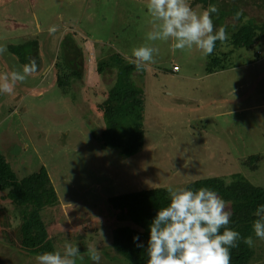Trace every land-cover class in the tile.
Listing matches in <instances>:
<instances>
[{"label": "rangeland", "instance_id": "obj_1", "mask_svg": "<svg viewBox=\"0 0 264 264\" xmlns=\"http://www.w3.org/2000/svg\"><path fill=\"white\" fill-rule=\"evenodd\" d=\"M192 1L187 0L194 11L205 10L203 4L192 5ZM28 2L31 5L21 8L12 2L8 9L0 11L23 19L25 15H34L43 29L56 26L57 31L53 35L48 30L40 31L39 70L25 82L17 83L12 94L0 95V154L19 178L43 166L50 173L59 197L57 206L44 211L46 221L56 230L51 236L62 241L75 238L80 243L86 238L84 228L105 218L98 212L106 194L153 186L157 182L167 189L185 187L209 175L221 176L229 182L240 174L254 185L264 187V119L261 121L257 110L246 111L250 106L235 98L247 94L244 98L247 97L248 103L264 100V74L257 77L264 72V25L259 26L264 23L263 0L220 1L225 6L237 4V8H230L225 19L215 15L216 28L223 25L233 30L237 9L243 13L242 22L253 23L247 30L256 26L251 41L254 50L247 51L232 42L219 47L227 52L232 45V50L243 55L241 59L237 54L235 59L229 57L232 70L220 71L222 74L218 71L208 74L209 56L203 57L196 50L173 51L171 41H147L146 34L151 30L147 0ZM23 24L13 25L12 21L0 18V45L7 47L0 55V76L22 72L24 65L8 44L18 45L33 36L36 21ZM72 29L83 38L75 40L84 52V74L80 80L73 79L67 92H63L57 85L55 65L61 51L60 40ZM145 44L160 50L156 62L147 64V74L141 77L147 91L148 135L135 156L122 155L119 148L109 144L113 142L112 132H116L115 115L99 110L116 78L114 74L97 73V55L119 52L129 59L134 47ZM214 52L217 53L216 49ZM174 65L180 67L179 74L163 73ZM154 71L160 73L158 77L153 75ZM138 82L143 83L140 79ZM198 111L203 113L195 115ZM236 113L241 115L238 117ZM214 116L219 117L215 120ZM211 117L207 135L198 134L197 141L192 140L194 130L190 122ZM250 154H257L258 158L250 161ZM252 163L258 165L257 169H253ZM164 170L167 173L159 176ZM4 196L0 193V264H36V256L21 247L15 210L8 200H3ZM226 202L231 210V202ZM253 239L254 262L264 264V241ZM88 242L101 252L100 264H129L113 247H98L95 237ZM85 253L86 250L81 252L83 259L78 258L77 264H93Z\"/></svg>", "mask_w": 264, "mask_h": 264}, {"label": "trees", "instance_id": "obj_2", "mask_svg": "<svg viewBox=\"0 0 264 264\" xmlns=\"http://www.w3.org/2000/svg\"><path fill=\"white\" fill-rule=\"evenodd\" d=\"M220 1L193 0L191 4L201 3L203 4L202 9H206L210 4H215L219 9L218 18L225 19L228 17V10L237 8V4L225 6L222 3L220 4ZM237 12H239L238 9ZM214 16L215 14H213L212 18ZM240 18L237 19V24L233 27V30L226 27L229 36L226 42L245 47L247 51L254 50L251 41L256 26L252 30H247V28L253 26V23L242 22ZM35 19L38 18H31L29 23H33ZM46 22L48 21L46 20ZM40 25L42 24L39 23L38 19L34 27ZM263 25L264 23H260L259 26L262 27ZM47 26H50V24ZM41 28H44V26H41ZM42 31H45V29ZM40 34L39 31L35 37L31 36V38L24 40L18 45L8 44L23 65L28 64L32 59L36 61L37 65L40 64L41 58L38 55ZM75 38L79 39L82 37L78 35L77 31L72 29L60 42L61 51L57 56L55 67L57 69V85L63 92H67V87L73 79L80 80L84 74V52L82 47L76 43ZM232 45H230V51L223 52V50H219L221 44L217 41L215 48L217 53L213 52L209 56L208 74L233 66L228 58L234 57L235 54L239 55L240 59L242 58L243 55L240 52L231 49ZM219 52L220 54L218 55ZM96 70L100 76L114 74L116 78L113 87L107 93L106 100L99 105V110L102 109L101 111L103 112L110 111L112 115H115L113 122L114 126H116V132H112L111 138L113 142L108 143L111 147L119 148L122 155L132 153L135 156L144 147V142L148 135V127L145 124L147 91L144 87V82L141 80V77L147 74L148 69L145 67L143 71L137 72L134 65L128 62V58L119 52H113L107 56L101 53L97 55ZM179 72L180 67L178 71H174L173 67L163 71L165 74L172 75H177ZM159 74L158 72H153L154 76ZM139 79L143 83H139ZM198 105L200 106V104ZM199 106L198 110H200ZM212 106L213 104L210 107ZM202 113V111H198L195 115L199 116ZM236 114L238 117L241 115L240 113ZM218 117L214 116V119L216 120ZM211 119L212 117L205 120L193 119L194 121L190 122L194 130L191 136L192 140L197 141L198 134L199 136L202 134V136L207 135L209 132L207 130L209 128L207 122ZM198 125L205 130L199 128ZM248 157L250 161H253L258 158V155L250 154ZM253 165L254 168L253 166L252 168L257 169L258 165ZM168 170H170V167L167 172H169ZM160 172L159 176H163L166 170ZM234 176L233 181L228 182L221 176L209 175L191 181L185 187L192 189L208 187L216 191L225 201H230L232 204V216L228 227L239 231L242 236H249L253 233V221L257 219L254 215L255 209L259 205L264 204V187L254 185L240 174ZM0 193L5 194L3 200H8L15 210L21 235V247L24 251L35 256L45 251H63L64 244L67 242L78 246L82 252L87 249L89 239L95 237V243L98 247H113L129 264H146L147 255L145 249L135 246L133 236L138 235L139 242L146 247L149 238V224L159 208L166 206L169 202L167 189L158 184V182L153 186L131 189L114 193V195L106 194L104 196L106 200L98 212L103 214L105 218L84 228L87 232L86 238L79 243L75 238H71L69 241H62L51 236L52 232H56V230L53 228L52 223L46 221L44 211L47 208L57 206L59 197L46 167L43 166L38 171L24 178H19L12 165L3 154H0ZM58 231L63 232L61 230ZM254 251L253 247H248L240 241L239 247L231 249V264H260L254 262Z\"/></svg>", "mask_w": 264, "mask_h": 264}, {"label": "clouds", "instance_id": "obj_3", "mask_svg": "<svg viewBox=\"0 0 264 264\" xmlns=\"http://www.w3.org/2000/svg\"><path fill=\"white\" fill-rule=\"evenodd\" d=\"M147 14L151 18V30L146 34L147 41L172 42V50H196L203 57L210 56L217 41L223 45L228 39L225 26L216 28L213 14L219 17V9L210 4L197 13L187 0H147ZM242 12L235 13L239 19ZM49 34L57 31L49 28ZM7 47L0 45V55ZM159 48L145 44L134 47L128 62L137 72L147 64L155 63ZM34 59L23 66L21 71H12L0 76V94H12L17 83L38 71ZM169 202L159 208L149 224L147 245L133 236L136 247L144 248L146 264H231V249L239 247L242 241L248 247L254 246L252 235L242 236L239 231L229 228L232 212L228 203L218 193L208 187L192 189L168 187ZM252 224L254 236L264 241V204L254 212ZM221 230H223L221 232ZM93 264H100L102 254L89 244L85 253ZM83 259L80 248L65 243L63 251H45L36 255V264H77Z\"/></svg>", "mask_w": 264, "mask_h": 264}, {"label": "crops", "instance_id": "obj_4", "mask_svg": "<svg viewBox=\"0 0 264 264\" xmlns=\"http://www.w3.org/2000/svg\"><path fill=\"white\" fill-rule=\"evenodd\" d=\"M26 1H28V0H9V1L8 0H2V1H0V9H3V10L4 9H8V7L11 5L12 2H14V4H17V6H19V8H21L23 6L26 7V4L31 5L29 2L26 3ZM25 16H26V18L23 19L21 17L15 16V15H11L10 13L5 14L2 10L0 11V18H2V20L6 21V22L12 21V24L13 25H19V24L22 25L24 22L25 23H28L31 18H36L34 15H31L30 16V14L25 15ZM37 20L38 19H35V21H37ZM25 23L23 25H25ZM49 28L45 29V31L46 30H49ZM42 30H43V28H41L39 26L34 27L33 31H35V32L34 33H31L33 35L32 37H35L39 33V31H42ZM82 33H85V32H82ZM60 38L62 39V36L61 35H60ZM40 46H41V43H40ZM248 69H250V68H248ZM224 70L231 71L232 70V67H230V68L228 67V68H226ZM221 71L223 72V70H221ZM222 72L218 71V73H221V74H222ZM214 73H216V72H214ZM214 73H212V74H214ZM263 74H264V72H260L259 74H257V77H261ZM244 95H247V94H243V95L242 94H239V95H236V97L235 96L234 97L237 100H239V102H241V100H243V103H247L250 106V107H248V109L246 108V111L247 110H250L249 112L251 113L252 111L254 112V111L257 110V114H261V121H263V119H264V100H262L260 102H250V103H248V101H247L248 99H246L247 97L244 98ZM234 109H236V108H234ZM232 110H233V108L230 106L229 107V111H232ZM255 118L257 119V117H255ZM259 122H260V120H259Z\"/></svg>", "mask_w": 264, "mask_h": 264}, {"label": "built area", "instance_id": "obj_5", "mask_svg": "<svg viewBox=\"0 0 264 264\" xmlns=\"http://www.w3.org/2000/svg\"><path fill=\"white\" fill-rule=\"evenodd\" d=\"M173 70H174V71H178V70H179V66H178V65H174V66H173Z\"/></svg>", "mask_w": 264, "mask_h": 264}]
</instances>
